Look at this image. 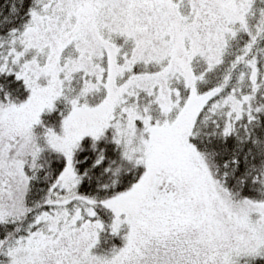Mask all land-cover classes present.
<instances>
[{"label": "snow or ice", "instance_id": "obj_1", "mask_svg": "<svg viewBox=\"0 0 264 264\" xmlns=\"http://www.w3.org/2000/svg\"><path fill=\"white\" fill-rule=\"evenodd\" d=\"M0 264H264V0H0Z\"/></svg>", "mask_w": 264, "mask_h": 264}]
</instances>
